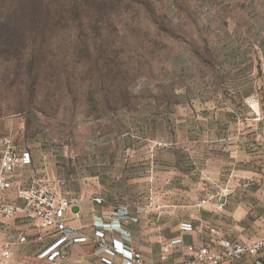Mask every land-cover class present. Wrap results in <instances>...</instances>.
<instances>
[{
	"label": "rangeland",
	"instance_id": "rangeland-1",
	"mask_svg": "<svg viewBox=\"0 0 264 264\" xmlns=\"http://www.w3.org/2000/svg\"><path fill=\"white\" fill-rule=\"evenodd\" d=\"M34 5L37 27L11 18ZM7 150L34 183L98 179L168 230L206 213L215 250L264 236V0H0Z\"/></svg>",
	"mask_w": 264,
	"mask_h": 264
},
{
	"label": "crops",
	"instance_id": "crops-1",
	"mask_svg": "<svg viewBox=\"0 0 264 264\" xmlns=\"http://www.w3.org/2000/svg\"><path fill=\"white\" fill-rule=\"evenodd\" d=\"M33 163V156H32ZM32 163L19 167L12 176L13 186L29 187L36 182ZM98 176H95L96 179ZM64 194L73 200L78 212H67L70 240L67 249L74 262L83 264H101V249L95 238V231H105V241L118 239L134 251L140 252L148 264H181L189 255V245H206V213L201 214L202 226L195 219H185L175 223V230L164 226L161 207H147L140 204L125 203L130 209L120 207L123 201L112 198V191L100 180L93 183L81 180L76 184L64 183ZM12 195L14 193H11ZM129 213L128 216L125 213ZM128 218V222L124 218ZM113 222L112 228H103L104 222ZM189 222L192 228L183 230L181 224ZM189 233V234H188ZM199 234V239L193 234ZM25 235V241H19V235ZM192 235V236H190ZM59 236L52 228H43L30 223L21 214L14 217L0 216V246L10 244L12 264H50L39 254ZM82 236L86 241H79ZM184 238L182 260L179 262L178 244L174 240ZM211 243H207L210 245ZM220 248V247H219ZM181 259V258H180ZM120 255L115 257V264H122ZM222 264H264V254L245 255L239 259Z\"/></svg>",
	"mask_w": 264,
	"mask_h": 264
},
{
	"label": "built area",
	"instance_id": "built-area-1",
	"mask_svg": "<svg viewBox=\"0 0 264 264\" xmlns=\"http://www.w3.org/2000/svg\"><path fill=\"white\" fill-rule=\"evenodd\" d=\"M32 163V155L26 150L0 151V216L14 217L21 214L32 224H38L43 228H52L59 232L57 239L49 244L40 254L50 264H83L74 262L71 253L67 249L70 240L67 212L72 210L73 200L63 192L64 180H41L29 187H17L15 200L4 201L1 196L4 192L14 188L12 176L19 167ZM254 184H264V171L260 178H251ZM128 222V218H124ZM103 228H112L113 222L102 224ZM192 228L189 222H183L181 229ZM95 238L101 249V264H115V257H122V264H148L140 252L134 251L124 245L118 239L105 241V231H95ZM19 241H25L26 236L21 234ZM83 242L87 238L78 239ZM220 249L215 250L208 245H189V255L182 264H222L239 259L245 255L258 256L264 254V236L251 240L240 241L222 237L218 241ZM0 264H12V248L10 244L0 246Z\"/></svg>",
	"mask_w": 264,
	"mask_h": 264
},
{
	"label": "trees",
	"instance_id": "trees-1",
	"mask_svg": "<svg viewBox=\"0 0 264 264\" xmlns=\"http://www.w3.org/2000/svg\"><path fill=\"white\" fill-rule=\"evenodd\" d=\"M21 10H15L12 12L11 18L15 21L20 22H29L32 23L35 27H37L40 22L43 20V14L49 16L48 11H44L42 6L34 5L32 8L26 10L24 7H20ZM39 23V24H38Z\"/></svg>",
	"mask_w": 264,
	"mask_h": 264
},
{
	"label": "water",
	"instance_id": "water-1",
	"mask_svg": "<svg viewBox=\"0 0 264 264\" xmlns=\"http://www.w3.org/2000/svg\"><path fill=\"white\" fill-rule=\"evenodd\" d=\"M72 210H73L74 212H78L79 209H78V207L73 206V207H72Z\"/></svg>",
	"mask_w": 264,
	"mask_h": 264
}]
</instances>
